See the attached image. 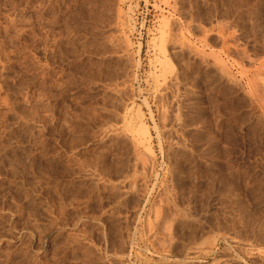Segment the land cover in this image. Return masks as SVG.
Returning a JSON list of instances; mask_svg holds the SVG:
<instances>
[{
  "label": "rangeland",
  "instance_id": "obj_1",
  "mask_svg": "<svg viewBox=\"0 0 264 264\" xmlns=\"http://www.w3.org/2000/svg\"><path fill=\"white\" fill-rule=\"evenodd\" d=\"M0 264H264V0H0Z\"/></svg>",
  "mask_w": 264,
  "mask_h": 264
},
{
  "label": "bare ground",
  "instance_id": "obj_2",
  "mask_svg": "<svg viewBox=\"0 0 264 264\" xmlns=\"http://www.w3.org/2000/svg\"><path fill=\"white\" fill-rule=\"evenodd\" d=\"M141 130H142L143 134H147V130L145 129V126H141ZM44 195H45V194H44ZM43 197H44V196H43ZM44 199H45V198H44ZM28 202H29V204H30V199L27 200L26 203H28ZM29 204H28V205H29ZM29 206H32V201H31V205H29ZM29 206H28V207H29ZM35 207L38 208V207H39L38 204H37V206H35ZM35 207H33V208L35 209ZM44 207L46 208L47 206H44ZM48 208H49V207H47V209H48ZM31 209H32V208H31ZM41 209H42V208H41ZM23 210H24V208H23ZM35 210H36V209H35ZM35 210H32V211H35ZM42 210H43V209H42ZM28 211H29V209H28ZM44 211H46V209H45ZM21 212H22V210H21ZM29 212H31V210H30ZM29 212H28V213H29ZM40 212H41V211H39V213H40ZM26 213H27V212H26ZM31 213H32V212H31ZM46 213H47V212H46ZM26 215L29 216L30 213H29V214H26ZM36 215H37V214H36ZM30 234H31V233H30ZM33 236H34V235H33ZM38 242H39V241H38ZM42 243H43V242H42ZM42 243H41V244H42ZM39 245H40V242H39ZM28 246H29V245H28ZM30 246H31V245H30ZM37 246H38V244H37ZM36 248H37V247H36ZM40 248H41V246H40ZM44 249H45V248H44ZM39 250H40V249H39ZM42 250H43V249H42Z\"/></svg>",
  "mask_w": 264,
  "mask_h": 264
}]
</instances>
